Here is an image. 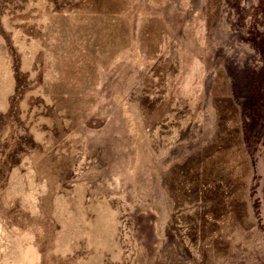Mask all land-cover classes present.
Masks as SVG:
<instances>
[{"label": "rangeland", "instance_id": "374dc122", "mask_svg": "<svg viewBox=\"0 0 264 264\" xmlns=\"http://www.w3.org/2000/svg\"><path fill=\"white\" fill-rule=\"evenodd\" d=\"M0 264H264V0H0Z\"/></svg>", "mask_w": 264, "mask_h": 264}]
</instances>
